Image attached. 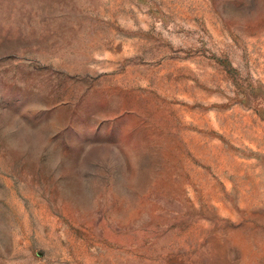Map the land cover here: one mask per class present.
<instances>
[{
	"label": "rangeland",
	"instance_id": "1",
	"mask_svg": "<svg viewBox=\"0 0 264 264\" xmlns=\"http://www.w3.org/2000/svg\"><path fill=\"white\" fill-rule=\"evenodd\" d=\"M0 264H264V0H0Z\"/></svg>",
	"mask_w": 264,
	"mask_h": 264
}]
</instances>
